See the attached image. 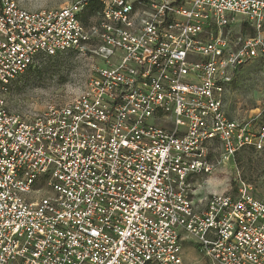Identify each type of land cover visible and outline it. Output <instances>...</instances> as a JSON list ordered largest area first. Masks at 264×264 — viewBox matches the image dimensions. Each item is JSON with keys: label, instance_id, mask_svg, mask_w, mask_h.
Returning <instances> with one entry per match:
<instances>
[{"label": "built area", "instance_id": "built-area-1", "mask_svg": "<svg viewBox=\"0 0 264 264\" xmlns=\"http://www.w3.org/2000/svg\"><path fill=\"white\" fill-rule=\"evenodd\" d=\"M55 57L84 66L82 92L10 109L13 82ZM257 60L264 0H0V264H187L186 242L204 264H264V200L200 193L264 149V123L226 108Z\"/></svg>", "mask_w": 264, "mask_h": 264}, {"label": "rangeland", "instance_id": "rangeland-1", "mask_svg": "<svg viewBox=\"0 0 264 264\" xmlns=\"http://www.w3.org/2000/svg\"><path fill=\"white\" fill-rule=\"evenodd\" d=\"M77 1L82 0H17L21 7L32 13L59 10ZM236 76L228 88L227 113L231 119L247 120L253 129H258L264 123V61L247 64ZM84 85V66L77 60L46 59L13 82L7 99L14 111L25 108L39 111L50 100L67 101L78 96ZM259 113L262 115L258 116ZM236 154L207 178L200 192L202 196L230 194L243 183L250 186L257 199L264 200V149L257 152L253 148H244ZM184 248L187 264L205 263L191 243L186 242Z\"/></svg>", "mask_w": 264, "mask_h": 264}, {"label": "trees", "instance_id": "trees-1", "mask_svg": "<svg viewBox=\"0 0 264 264\" xmlns=\"http://www.w3.org/2000/svg\"><path fill=\"white\" fill-rule=\"evenodd\" d=\"M99 8H100V5H98L97 3L89 2V5L87 6L85 13H84V18L88 19L89 17L93 16L97 11H99ZM55 58H59V57H55ZM30 71L31 70H29L27 73H29ZM24 75H26V73Z\"/></svg>", "mask_w": 264, "mask_h": 264}]
</instances>
